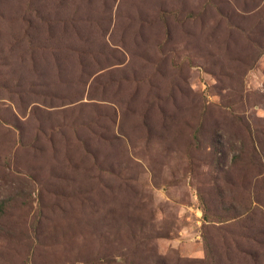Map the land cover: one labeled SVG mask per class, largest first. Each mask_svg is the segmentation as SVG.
Instances as JSON below:
<instances>
[{"label": "rangeland", "instance_id": "374dc122", "mask_svg": "<svg viewBox=\"0 0 264 264\" xmlns=\"http://www.w3.org/2000/svg\"><path fill=\"white\" fill-rule=\"evenodd\" d=\"M0 264H264V0H0Z\"/></svg>", "mask_w": 264, "mask_h": 264}]
</instances>
